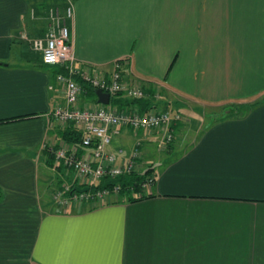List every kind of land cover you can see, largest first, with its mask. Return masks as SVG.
Segmentation results:
<instances>
[{
	"label": "crops",
	"instance_id": "crops-1",
	"mask_svg": "<svg viewBox=\"0 0 264 264\" xmlns=\"http://www.w3.org/2000/svg\"><path fill=\"white\" fill-rule=\"evenodd\" d=\"M66 1L0 0V122L29 117L0 123V264H264V0ZM57 20L77 68L109 75L123 60V80L153 89L155 110H180L170 147L161 131L118 134L141 142L152 196L66 210L54 199L76 181L51 152L73 124L52 114L65 104L61 66L33 41ZM188 104L212 107L211 121ZM78 106L103 104L81 93ZM108 149L124 160L133 148Z\"/></svg>",
	"mask_w": 264,
	"mask_h": 264
},
{
	"label": "built area",
	"instance_id": "built-area-1",
	"mask_svg": "<svg viewBox=\"0 0 264 264\" xmlns=\"http://www.w3.org/2000/svg\"><path fill=\"white\" fill-rule=\"evenodd\" d=\"M72 16V9L68 11ZM35 50L41 52L42 60L47 65H60L67 73H58L56 76L59 84L63 86L66 103L57 106L52 114L62 124L72 123L79 128L83 134L82 146L86 149L93 145L92 152H85L80 157L77 155V147L60 145L52 147L51 152L55 162L62 164L67 169L73 170L76 181L79 184L90 186L96 184L105 176L115 177L117 175L130 172L137 167L136 160L141 158V153L135 147L133 152L123 162L118 163V154L108 148L112 142V136L119 134L122 128H129L135 131L140 129H159L163 133L162 142H170L174 139L171 131V124L181 121V115L169 111L150 110L147 114L137 111H120L114 107L105 105L92 108H80L78 106L82 88L75 80V76H82L84 80L93 86L112 95L126 90V95L131 98H143L144 90L140 83L133 82L126 84L123 80L122 61L118 60L114 64V70L110 75H105L96 68L83 71L76 67L73 44L70 43L69 28L65 24L55 21L45 39L33 41ZM140 141L136 146L140 145ZM75 181V182H76ZM150 184L145 187L149 188ZM65 188V189H64ZM54 191L53 197L58 205L66 210L71 204H80L84 201L90 203H104L109 196L107 189L96 192H75L70 196H65L64 191L70 186Z\"/></svg>",
	"mask_w": 264,
	"mask_h": 264
},
{
	"label": "trees",
	"instance_id": "trees-1",
	"mask_svg": "<svg viewBox=\"0 0 264 264\" xmlns=\"http://www.w3.org/2000/svg\"><path fill=\"white\" fill-rule=\"evenodd\" d=\"M63 4H65V6H66V4H67V6H69L66 0H64ZM67 6H66V8H67ZM62 72L67 73L66 70L61 66L59 68L57 74L62 73ZM112 72H113V70L111 71V73ZM105 75L108 76V74H105ZM75 80L81 86V88H82L81 93L82 94L92 96L93 99L98 102V97L96 95V92L98 90L97 87L93 86L90 82L84 80L83 77L79 76V75L75 76ZM125 91L126 90H123V91H120L119 93H117L116 95H112L110 98V103L108 105H105V106L106 107H114L120 111H137L138 110L142 114H147V112H149L150 110L157 109V107H158L156 104L157 99L155 97L156 93L153 91V89H151V88H148L147 90L144 89L145 96L143 98H131V97L126 95L127 93ZM123 94L125 96L131 98V99L125 98L123 100V98L119 97L120 95H123ZM117 95H118V98L115 99V96H117ZM114 101H116V104H114ZM65 103H66V99H65ZM179 111L180 110H177V112H179ZM169 112H171V111H169ZM230 112L231 113L228 115L231 116L232 111H230ZM172 113L176 114V111H174ZM27 118H29V117L28 116H24V117L20 116V117L14 118V119L3 120L0 123L20 121L22 119H27ZM180 127H181L180 121H176V122L171 124L170 128L174 134V130L179 129ZM122 129H124V128H122ZM141 130L144 131V129H140L138 131H141ZM154 131H159V129H155ZM114 136L115 135L112 136V140H113ZM82 138H83V134L81 133L79 128H76L74 125H71V126H69L68 130L65 131V134L62 137L63 142L61 144L62 145L66 144L67 146L77 147V155L82 157L85 154V152H87V151L92 152V148H93V145L88 147V149L84 148L82 146V141H83ZM174 140H175V135H174V139L172 141H170L168 143H166V142H163V143L167 144V145L169 144L168 147H170L172 145V143L174 142ZM136 148H138L140 153H141V145L136 146ZM140 159H137L136 163H138L140 161ZM56 165H57V169H59V170H61V168H64L62 164L58 165L56 163ZM149 167L145 168L143 171H141L138 167H136L135 169L131 170L130 172H126V173L117 175L115 177L105 176L103 179L98 181L96 184L86 186V187H89L90 188L89 191H91V192H96L98 190L107 189L109 191V193L112 195H116V194L118 195L119 194L120 199L118 201H129V202L138 201V200H141L143 198H147V197L152 196L150 191L152 189V185L155 181L156 175L153 176L155 174V168L153 166H149ZM148 183L150 184V186H149V189L147 190L145 185ZM77 186L85 187V185L79 184L76 181L75 183H73L70 186L69 190L64 191L65 196H70L71 194H74L76 192L75 187H77ZM61 189H63V188H61ZM1 197H2V193L0 192V199H1Z\"/></svg>",
	"mask_w": 264,
	"mask_h": 264
},
{
	"label": "rangeland",
	"instance_id": "rangeland-1",
	"mask_svg": "<svg viewBox=\"0 0 264 264\" xmlns=\"http://www.w3.org/2000/svg\"><path fill=\"white\" fill-rule=\"evenodd\" d=\"M234 9V11L236 12V13H238L239 11H242V10H244V8H233ZM234 91H236V88L234 89ZM192 107H194L195 108V110L197 111V112H195V113H197V115H203L204 117H205V115H206V117H205V119H202V124H207V123H209L210 121H211V119H212V116H211V113H212V111H213V109H212V107H209V106H206V107H198L197 105H192V104H188L187 105V107L186 108H189V111H188V109H186V111L190 114V113H192L193 114V117H197L198 118V116H196L195 114H194V112L192 111V110H194ZM192 109V110H191ZM205 112H207V114H205ZM176 113H178V112H176ZM179 114V113H178ZM128 131H127V134H125V133H121L120 135H116V136H114L113 137V140H112V145L113 146H115V147H119V146H121V147H124V149L127 151L128 149L130 150V148L132 149L131 150V152H130V154L133 152V150L135 149L134 148V146L132 147V145H133V143L135 144V139H134V137H133V131L132 130H129V129H127ZM183 132H184V130L185 129H181ZM196 134H197V130L195 129L194 131H193V134H192V136H196ZM160 135V134H159ZM182 135H184L185 136V134H182ZM155 137L156 136H158V135H154ZM184 136H182L181 138H182V141H181V143H186L187 142V138H185ZM160 138H161V135H160ZM159 138V139H160ZM156 141V140H155ZM150 150L152 151V153H150V155H151V157L156 161V164H155V166L157 165V163H158V161H160L161 160V158H163L164 157V152H160L158 149H157V145H156V149H155V142H153L152 143V145L150 146ZM141 153H142V149H141ZM123 157H124V155L123 154H121V155H119L118 156V163H121V162H123ZM144 157V160H143V162L141 163V164H138L139 165V169L141 170V171H143L145 168H147V165H146V162L148 161L147 160V157L144 155L143 156ZM126 158H127V156H126ZM125 158V159H126ZM140 163V162H139ZM59 176H61V174H59ZM72 179V178H71ZM65 180H67V178H65ZM67 182H69V183H71V180H67Z\"/></svg>",
	"mask_w": 264,
	"mask_h": 264
},
{
	"label": "water",
	"instance_id": "water-1",
	"mask_svg": "<svg viewBox=\"0 0 264 264\" xmlns=\"http://www.w3.org/2000/svg\"><path fill=\"white\" fill-rule=\"evenodd\" d=\"M96 95L98 97V102L103 104V105H108L110 103V94L107 92H103L101 89H98L96 92ZM90 190L89 187H80L77 186L75 187L76 192H88Z\"/></svg>",
	"mask_w": 264,
	"mask_h": 264
}]
</instances>
